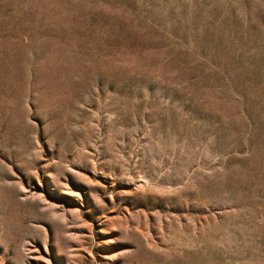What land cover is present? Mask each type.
I'll list each match as a JSON object with an SVG mask.
<instances>
[{"label": "rangeland", "instance_id": "374dc122", "mask_svg": "<svg viewBox=\"0 0 264 264\" xmlns=\"http://www.w3.org/2000/svg\"><path fill=\"white\" fill-rule=\"evenodd\" d=\"M0 264H264V0H0Z\"/></svg>", "mask_w": 264, "mask_h": 264}]
</instances>
